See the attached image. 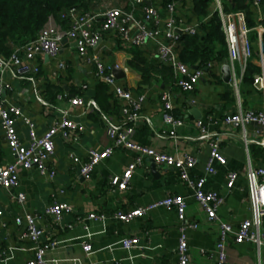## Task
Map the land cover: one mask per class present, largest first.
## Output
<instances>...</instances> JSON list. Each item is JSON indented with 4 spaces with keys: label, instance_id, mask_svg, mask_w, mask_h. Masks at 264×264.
I'll use <instances>...</instances> for the list:
<instances>
[{
    "label": "crops",
    "instance_id": "crops-1",
    "mask_svg": "<svg viewBox=\"0 0 264 264\" xmlns=\"http://www.w3.org/2000/svg\"><path fill=\"white\" fill-rule=\"evenodd\" d=\"M189 5L190 9L182 6L178 10L179 13L187 21L198 20L192 11L194 5ZM255 10L256 18H262L263 7L255 6ZM259 25L264 27L262 24L255 26L256 56L252 57L251 61L259 66L261 73L264 71V29ZM116 43L114 36L107 37L105 34L97 50L107 64H116L123 69L125 75L119 78L122 84L134 93L144 92L146 95L142 112L149 117V121L138 120L132 138L138 143L152 145L175 155H193L196 162L190 173L192 176H198L204 173L210 152L208 139L198 137L201 129L194 123L199 118L203 119L205 129L210 135L218 136L220 150L226 158L225 164L214 161L215 172L206 174L204 188L224 194V202L218 206L217 213L220 218L236 228L243 218L251 215L246 170L248 161L252 166H264V128L252 123L246 124L244 128L230 127L222 121L226 113L238 108L237 96L229 82L223 79L221 69L222 64L227 62L228 52L225 59L215 62L191 90L161 83L159 86L145 85L140 91L136 89L139 74L127 66V59L130 57L129 46L119 48ZM149 48L150 51L153 50L152 47ZM151 56L156 57L154 53H151ZM59 59L65 62L62 70H66L54 73L57 71L55 67ZM37 62L41 71L46 74L43 75L44 78L40 76L38 79L39 89L44 88L46 78L60 80L67 90L74 82H86L89 87L87 86L83 96L87 99L92 97L89 93L92 92L90 86L94 82L91 69L93 67L77 56L73 39L66 38L62 41L56 57H46L43 54L37 58ZM235 65L236 72L239 73V62ZM69 68L71 69L68 70ZM8 80L13 88L7 90L6 97L20 105L22 113L35 123L36 132L41 134L57 113L54 105L40 103L35 96L33 85L27 80ZM159 88L169 90L173 112L185 119L184 125L176 126V137L168 135L172 125L162 119ZM111 100V106L114 101L120 105V100L115 95ZM240 101L244 109H264L263 87L257 88L253 79L246 83L242 78ZM69 114L83 124L84 129L71 131L69 139L66 140L56 135L54 154L47 160L48 167L56 170L55 176L43 175L35 167H19V180L13 190L25 193L22 204L0 188V264H26L27 259L34 255L33 244L24 235V225L14 221V216L24 212L37 216V222L44 229L42 241L56 240V245L45 253L51 264H99L108 260H116L122 264H177L179 219L175 209L158 206L130 220H122L113 215L117 208L132 209L168 193L184 195L187 204L186 217L189 221L197 222L195 228L187 229L190 264H215L218 224L208 219L200 203L191 196L190 187L181 180L178 171L173 167L155 163L153 171V160L145 158L143 163L135 168L129 186L125 190H118L109 185V175L120 173L124 169L134 158L132 150L115 146L111 155L94 166L89 178L80 173L78 164L71 159L70 152L85 160L88 147L100 148L112 143L106 133L107 120L124 121L125 115L121 108L112 106L111 109L103 111L100 107L84 109L71 106ZM207 116L212 119L209 120ZM16 121L20 137L28 140L27 122L21 118ZM243 136L249 140L245 141ZM13 159L14 154L0 127V164ZM227 169L238 171V177L230 190L225 187ZM54 197L67 201L71 206L69 211L64 212L60 222H55L50 215L44 213L45 206ZM89 212L102 214L103 217H88ZM130 235H137L138 241L133 246L124 247L121 240ZM229 239V264H264V246L257 251L252 242L237 243L231 236ZM83 240L91 243L90 251L83 250Z\"/></svg>",
    "mask_w": 264,
    "mask_h": 264
},
{
    "label": "built area",
    "instance_id": "built-area-1",
    "mask_svg": "<svg viewBox=\"0 0 264 264\" xmlns=\"http://www.w3.org/2000/svg\"><path fill=\"white\" fill-rule=\"evenodd\" d=\"M145 0H132L130 8L121 6L104 7L103 11L97 8L94 12L86 11L76 16L68 29H62L51 17L44 25L36 38L26 42L10 55L0 54V127L6 142L14 154L10 162L0 164V188L4 189L9 196L19 204L24 203L25 193L14 191L13 188L19 180V167H35L39 173L55 176L56 170L48 167L47 160L55 151V137L61 136L69 139L71 131L83 130L84 126L73 119L69 110L71 106H80L84 109L91 107L99 109L94 98L85 99L81 95L58 94V104L48 103L38 91V78L36 76L39 65L36 62L38 55L47 54L49 57H56L59 53L60 43L63 38L73 39L77 49V56L86 64L95 67L94 75L107 83L113 94L120 100V108L125 115L122 122L107 120L106 133L112 143L104 147H88L86 159L82 160L74 152H70L71 159L79 166L80 173L89 178L91 171L103 158L112 154L115 146H124L134 152V158L124 167L120 173L109 175L108 183L111 188L125 190L130 183L135 168L142 164L145 158L153 160L157 164H164L173 167L178 171L181 180L190 187L191 196L200 203L208 219L218 224V237L216 249L214 250L215 264H229L227 246L230 236L234 242H252L257 251L264 246V166H252L250 161L247 164V195L250 202L251 215L243 218L236 228L230 222L220 218L217 208L224 202V194L216 190L204 188L207 173L215 172L214 161L226 163V158L220 150L218 136H211L205 129L203 119L195 120V125L201 129L199 138H207L210 145L209 156L204 168V173L198 176L191 175V169L195 165L196 158L188 153L175 155L155 148L152 145H145L136 142L132 138L136 122L147 120L149 117L142 112V105L145 100V93H134L119 81L111 70V65L104 62L97 50L102 34L109 31L111 35H119L125 46L138 45L152 47L158 59L172 68L173 84L182 90H191L198 81L205 75L206 68L213 65L211 61L206 66L189 65L181 60L176 51L177 37L180 32L195 34L201 26V19L187 21L178 10L182 6L190 9L192 0H165L162 10L159 2L161 0H150L149 4L142 3ZM258 7L259 0H253ZM189 5V6H188ZM213 10L217 12L221 27L224 32L228 58L227 63L230 71L228 80L231 88L237 96V109L224 115L222 121L227 126L244 128L246 124H257L264 128V109L242 108L240 101V82L247 61L252 56L251 42L248 37L250 30L246 23L245 13L241 9L224 10L222 0H212ZM211 15L210 12L203 19ZM261 29H264L259 25ZM92 49V50H90ZM239 62V73L236 72V62ZM116 65V64H115ZM65 63L57 61L54 73L64 69ZM10 79L28 80L34 87L35 96L40 103L54 105L57 113L41 133L36 132L35 123L22 113L20 105L6 97L7 90L13 88ZM254 85L264 89V71L258 72L253 77ZM88 83L82 82L86 88ZM162 101L161 116L165 123L171 124L168 135L176 137L175 128L185 124V119L173 112L171 93L167 89L160 91ZM17 118L23 119L29 126V139L20 137V130L17 126ZM210 120V116H207ZM245 141L249 139L243 136ZM238 177V171L227 169L225 187L230 190ZM62 191V190H61ZM186 197L178 193H168L147 204L136 206L132 209L117 208L113 215L122 220H130L134 216L144 214L147 210L162 206L176 210L178 224V241L176 246L177 264H190L188 251V228H195L197 222L189 221L186 217ZM71 209L67 201L54 197L44 209V213L50 215L55 222H60L65 211ZM2 210L0 209V214ZM88 217L101 219L102 214L89 212ZM17 224L24 225V235L32 242L34 255L29 257L26 264H51L45 256L47 249L56 245V240L44 242L41 240L44 229L37 222V216L24 212L14 216ZM138 236L130 235L122 238L124 247H130L137 243ZM84 251L91 250V243L88 240L81 242ZM99 264H122L116 260H108Z\"/></svg>",
    "mask_w": 264,
    "mask_h": 264
},
{
    "label": "trees",
    "instance_id": "trees-1",
    "mask_svg": "<svg viewBox=\"0 0 264 264\" xmlns=\"http://www.w3.org/2000/svg\"><path fill=\"white\" fill-rule=\"evenodd\" d=\"M131 1L132 0H0V54L5 57L10 56L16 48L36 38L51 17L62 29H68L70 25H72L74 18L86 11L94 12L97 8L102 9L108 6L130 8ZM154 2H156V0H154ZM211 2L212 0H192V4L194 5L192 11L199 20L201 19V26L195 34L180 32L176 44V51L179 58L189 65L206 66L207 62L211 61L213 65L206 68V72L214 66L215 62L223 61L227 56L224 32L217 12L211 10V15L203 19L210 12ZM142 3L149 4L150 0H145ZM159 4L163 10L165 0H161ZM222 6L223 9L227 11L237 9L244 11L246 23L250 28L248 37L251 42V58L256 56L254 41L256 30L254 29L257 24L264 25V14L262 18H256L253 0H222ZM259 6L263 7L264 10V0H259ZM105 34L107 37L113 36L109 31H106V33L102 34V37H104ZM114 37L117 41L116 47H125L119 35H115ZM262 38L264 42V32ZM61 44L62 40L60 47ZM128 48L130 57L127 59V66L139 74V80L136 86L137 90L142 91L145 85L159 86L161 83L165 86L169 84L173 85L174 76L171 66L160 61L157 56H151V53L156 55L155 51H153L154 49L150 51L149 47L138 45H130ZM39 56L43 55H38L37 58ZM101 58L103 59L102 56ZM251 58L247 61L242 75L246 83L250 82L254 74L258 73L260 70L259 66L251 61ZM59 60L63 61L62 59ZM92 67V79L94 82L90 86L92 92L89 94L97 101L98 107L103 111L111 109L112 106L116 108L120 107L116 101H114L111 106V98L114 94L107 83L97 79L94 75L95 67ZM70 69L71 68L68 70ZM43 75L46 74L41 71L39 65L36 76L39 79L40 76L44 78ZM57 76L60 77V74ZM38 84L39 94L51 104L57 103L58 94L85 96L86 88L89 87L83 88L82 82L80 84L74 82L67 90L60 80L53 78H46L44 88L42 89H39ZM159 90L161 91L162 89L159 88Z\"/></svg>",
    "mask_w": 264,
    "mask_h": 264
},
{
    "label": "water",
    "instance_id": "water-1",
    "mask_svg": "<svg viewBox=\"0 0 264 264\" xmlns=\"http://www.w3.org/2000/svg\"><path fill=\"white\" fill-rule=\"evenodd\" d=\"M99 11H103L104 10V8H102V9H98ZM66 38H63L62 39V41L63 40H65ZM48 55L46 54V57H47ZM221 69H222V72H223V79L225 80V81H228L229 80V78H230V71H229V66H228V63L227 62H225L224 64H222V67H221ZM112 73L117 77V78H122V77H124V75H125V73H124V71H123V69L121 68V67H119V66H117V65H113L112 66ZM256 74H254V76H255ZM126 88H127V86H125ZM151 168H152V170L153 171H155V162H151Z\"/></svg>",
    "mask_w": 264,
    "mask_h": 264
},
{
    "label": "rangeland",
    "instance_id": "rangeland-1",
    "mask_svg": "<svg viewBox=\"0 0 264 264\" xmlns=\"http://www.w3.org/2000/svg\"><path fill=\"white\" fill-rule=\"evenodd\" d=\"M236 64H237V62H236Z\"/></svg>",
    "mask_w": 264,
    "mask_h": 264
}]
</instances>
